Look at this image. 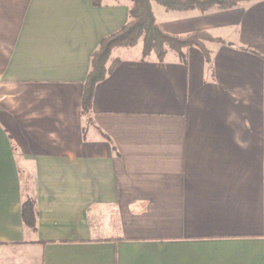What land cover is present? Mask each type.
<instances>
[{
	"label": "crops",
	"instance_id": "crops-1",
	"mask_svg": "<svg viewBox=\"0 0 264 264\" xmlns=\"http://www.w3.org/2000/svg\"><path fill=\"white\" fill-rule=\"evenodd\" d=\"M130 7L0 0V264H264V0L157 8L164 33L223 44L208 65L113 49L84 117L91 56Z\"/></svg>",
	"mask_w": 264,
	"mask_h": 264
},
{
	"label": "trees",
	"instance_id": "trees-1",
	"mask_svg": "<svg viewBox=\"0 0 264 264\" xmlns=\"http://www.w3.org/2000/svg\"><path fill=\"white\" fill-rule=\"evenodd\" d=\"M131 2L127 24L118 32L102 40L96 52L91 56V66L84 82L81 101V115L88 117L96 85L110 74L119 64L114 61L107 68L106 64L115 48H132L139 42L142 44V56L146 58L154 54L162 62L168 51L175 53L184 63L186 57L183 50L197 48L205 63H210V52L205 42L223 44L222 40L212 38L207 32L196 31L185 36H171L162 31L156 23L152 12V4L161 7L165 12L205 14L209 11H227L240 6L241 3H252L259 0H128ZM94 7H99L103 0H91ZM253 53V52H252ZM22 224L32 233L37 231V211L35 203L25 198L21 204Z\"/></svg>",
	"mask_w": 264,
	"mask_h": 264
},
{
	"label": "rangeland",
	"instance_id": "rangeland-1",
	"mask_svg": "<svg viewBox=\"0 0 264 264\" xmlns=\"http://www.w3.org/2000/svg\"><path fill=\"white\" fill-rule=\"evenodd\" d=\"M243 4H247V3L243 2L240 4V6ZM157 8H158V10L160 9L161 11L163 9L159 6L157 7L156 5L154 7H152L153 14H155L158 17V15L155 12V10H157ZM162 12H164V11H162ZM141 53H142V44H141V42H139L136 46H134L132 48L118 49L116 51L115 55H112V56H114V57L119 56L122 58H126V57L130 58L131 57L133 59H140L143 57ZM167 56H168V58H174L175 55L173 52L168 51ZM114 57H112L111 59H113Z\"/></svg>",
	"mask_w": 264,
	"mask_h": 264
}]
</instances>
